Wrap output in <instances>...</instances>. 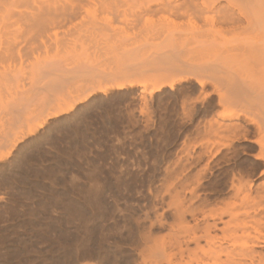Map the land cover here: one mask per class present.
Wrapping results in <instances>:
<instances>
[{
	"label": "bare ground",
	"instance_id": "1",
	"mask_svg": "<svg viewBox=\"0 0 264 264\" xmlns=\"http://www.w3.org/2000/svg\"><path fill=\"white\" fill-rule=\"evenodd\" d=\"M47 44L69 47L27 52ZM133 86L144 104L174 97L180 126L130 186L147 199L117 216L77 208L120 229L99 264H264V0H0V161Z\"/></svg>",
	"mask_w": 264,
	"mask_h": 264
},
{
	"label": "rangeland",
	"instance_id": "2",
	"mask_svg": "<svg viewBox=\"0 0 264 264\" xmlns=\"http://www.w3.org/2000/svg\"><path fill=\"white\" fill-rule=\"evenodd\" d=\"M65 46L27 52L52 58ZM131 88L92 96L0 161V264H99L104 244L121 245L119 228L110 222L93 227L77 208L90 204L95 212L117 216L116 208L127 211L147 199L146 188L130 186L140 178L146 183L150 170L159 168L164 131L180 126L174 97L155 96L144 104L138 88Z\"/></svg>",
	"mask_w": 264,
	"mask_h": 264
}]
</instances>
